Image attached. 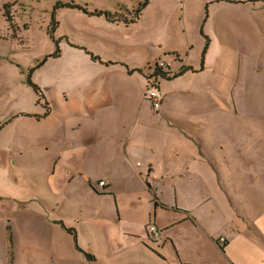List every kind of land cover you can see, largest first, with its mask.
Listing matches in <instances>:
<instances>
[{
    "label": "rangeland",
    "instance_id": "obj_1",
    "mask_svg": "<svg viewBox=\"0 0 264 264\" xmlns=\"http://www.w3.org/2000/svg\"><path fill=\"white\" fill-rule=\"evenodd\" d=\"M139 2L0 0V264H8L11 238L13 264H199L208 258L264 264V0H151L130 25L70 7L123 14ZM53 22L55 37L48 34ZM13 23L20 27L15 37ZM174 52L190 69L173 80L159 77V92L168 96L159 110L145 96L146 76L157 62L180 71ZM207 99L245 102L248 109L233 110L240 119L232 120L203 111L194 115L200 123H191L183 108ZM170 104L178 113L169 117ZM139 116L185 130L206 156L220 154V141L224 154L246 152L251 166L242 163L243 177H233L236 185L229 181L244 207L229 213L226 205L207 199L203 188L177 189L176 195L170 186H158L160 200L178 199L207 223L196 227L195 213L186 212L187 221L162 229L158 241L143 231L157 196L151 204L143 197L126 203L128 215L121 213L118 206L129 195L118 201L107 190L98 193L90 181L99 188L101 178H112L118 182L113 193L127 192L130 175L112 163L124 153L120 136ZM218 120L223 123L210 125ZM207 207L217 210L200 214ZM62 221L76 228L80 245L98 256L95 263L77 250ZM232 222L240 229L237 237ZM209 234L232 239L231 251L227 245L216 248ZM243 238L257 246L244 245Z\"/></svg>",
    "mask_w": 264,
    "mask_h": 264
},
{
    "label": "crops",
    "instance_id": "obj_2",
    "mask_svg": "<svg viewBox=\"0 0 264 264\" xmlns=\"http://www.w3.org/2000/svg\"><path fill=\"white\" fill-rule=\"evenodd\" d=\"M210 41V40H209ZM208 41V44H209ZM183 65H186L183 62ZM182 66L178 67L181 68ZM206 67L205 61H203V69ZM177 68V69H178ZM167 90H165V93ZM185 93L193 92L189 89H184ZM169 95H172L171 93ZM165 100L168 99V96L164 94ZM164 97L162 95V104L159 110L162 108L164 103ZM170 97V96H169ZM107 100V97H105ZM120 98H123L120 95ZM226 104L221 99V102H215L214 99H207L204 102H197L192 104L189 108H183L187 113L192 115V122L194 124L200 123L194 115L200 114L203 111H211L215 118L228 117L229 119H240L238 114L233 110L248 109V104L245 102H228L225 99ZM177 104H179L177 102ZM216 104H221L220 109L216 107ZM206 106H209L206 107ZM233 106V107H231ZM182 110V108H179ZM219 110V112H218ZM165 112V111H162ZM169 117L172 114L178 113V106L175 108L173 105H169V108L166 110ZM219 115V116H218ZM148 118V117H147ZM164 120V118H162ZM176 120V119H175ZM173 120V122H175ZM236 120V119H235ZM235 120L232 122V131H234V135L236 134V126ZM247 120V119H246ZM197 122V123H195ZM263 127H264V120ZM141 123V124H139ZM172 123V122H171ZM223 123L222 120L215 121L211 126L217 127ZM208 123H205V125ZM228 124V123H227ZM199 126V125H197ZM220 128V127H219ZM264 132V131H263ZM121 137V142L123 143L124 153H121L119 157H122L120 160L113 161L112 165L119 171L122 170L125 174H129L127 177L128 181L125 179L126 186L125 189L127 192L123 193L122 191L113 193V185L117 184L114 179L101 178L98 182V185L101 181H105V188L99 186L100 190H96L98 193L103 195L108 194L105 191H109V194H112L118 197V201H121L122 195H129L124 199L122 203V207L118 206L120 212H124V214L128 215L129 205L134 200L135 202H139L142 197L151 204L155 200V196L157 199L156 204L154 205V215L150 214L147 217V223L145 224L143 231L148 232L149 224L156 225L160 230H170L171 231L181 225L184 224L189 216H187L186 212H194L190 208L183 207L179 205V200L173 204V199L169 200L165 196H161L160 200L158 198V194L156 193L157 187L159 189L161 185L164 188L170 186V188L175 191L177 195V189H180L182 193L183 191L190 189L192 187L203 188L205 190V197L208 199H215L216 203L220 202V205L227 206L228 212L232 213L233 208L237 209L238 205H242L244 207V203H246L242 198H240L238 191L232 188V185L229 183L230 177L233 179L234 185H236V180L233 177H243L245 171L241 168L242 163L247 166L250 165L249 156L246 152H240V154H232L229 151L224 154L223 146L221 141L218 146L220 148V154L216 155L211 154V156H206L204 152L200 149H195L196 141H194V136H190L185 130H179L176 125H166L165 122H161L160 120H156L154 118H148L146 120H142L140 116L138 120H136V124L131 126V130L125 132L124 136ZM187 145L183 147L185 142ZM215 140V144H216ZM134 146V147H132ZM217 146V147H218ZM188 148V149H187ZM127 159V161H126ZM126 161L125 165L122 167V163ZM242 173H244L242 175ZM225 181V182H224ZM92 187L93 185L97 187L92 181H90ZM112 187V188H111ZM94 188V187H93ZM102 189V190H101ZM139 191V192H138ZM138 192V193H137ZM197 198L201 197V193H195ZM241 201V204H238L237 200ZM117 200V198H116ZM118 204V202H117ZM132 210V209H130ZM216 211L217 208L215 207ZM214 210L211 212V208H203L200 214L204 213H214ZM120 213V214H121ZM194 216V222L196 227L203 228L207 223L205 221L200 222L198 220V214L196 212ZM176 215V218H174ZM231 228L235 233V237L238 236L240 230L236 223L231 224ZM147 234V233H146ZM163 232L159 237L153 236L157 241L162 239ZM213 245L216 248H220L224 251L221 243H226L228 246V251H231L230 245L231 240L229 237L223 235L219 239L214 238L213 234H209ZM169 237V236H168ZM222 238L225 239V242H222ZM169 240V239H168ZM171 244L173 245V240L170 238ZM241 242L244 245H251V247H256L257 242L253 238H243ZM159 246L163 249L166 245L163 242L159 241ZM225 245V246H226ZM174 249V247H173ZM179 253L181 250L177 248ZM176 249V250H177ZM219 249V250H220ZM175 250V249H174ZM182 254V253H181ZM7 255H8V246H7ZM16 255V253H15ZM15 259V257H14ZM14 259L12 264L14 263ZM184 264H193V262H188L186 260H179ZM199 264H217L218 262L213 258L208 259H200ZM9 264V259H8ZM232 264V263H231Z\"/></svg>",
    "mask_w": 264,
    "mask_h": 264
},
{
    "label": "trees",
    "instance_id": "obj_3",
    "mask_svg": "<svg viewBox=\"0 0 264 264\" xmlns=\"http://www.w3.org/2000/svg\"><path fill=\"white\" fill-rule=\"evenodd\" d=\"M143 0H140V2L138 3V7H135L133 8L132 10L130 9H127V12L126 13H123V14H114L112 12H109V11H104V10H88L87 8H84V6H82L81 4H78V3H71L70 7H74L75 9H79L91 16H98V17H102V18H105L107 21L111 22V23H116V24H120V25H130L132 23H135L137 22L138 20L141 19L142 15H143V12L144 10L149 6L151 0H145L144 2H142ZM10 7V6H9ZM7 7V8H9ZM7 13H10L9 10H7ZM12 26L14 27V37L18 35V33L20 32V27L16 24H12ZM56 24L54 25V22L51 24V27L48 29V34L55 37V28ZM51 30H52V33H51ZM52 36V37H53ZM60 40V39H58ZM57 40V41H58ZM175 56H176V61L180 62L181 64H184L182 62V60L180 59V55L177 53V52H174L173 53ZM56 56H59L60 55V52H57L55 54ZM93 58L95 59H98L100 57H97L93 54ZM150 68V66H149ZM190 69V67H186L185 65H183L180 69V71L178 72H175L173 71L172 67L166 63V62H163L162 65L159 64V62H157L156 64V68L154 70L153 73H151L150 75H147L146 78H147V87H146V93H145V96L147 98L148 97V90L151 88V87H155L158 89L159 91V77H162V78H165V79H168V80H173L174 78H178L180 76H182L184 74L185 71H188ZM150 70L152 71V69L150 68ZM132 70L129 68V73L131 74ZM30 77V76H29ZM162 96V94H161ZM94 189L95 190H100L99 188H97L96 186H94ZM102 188H105L107 186L103 185L101 186ZM79 212L81 211L82 212V209L81 208H78ZM59 221V220H57ZM61 226L67 231V233L70 235V236H73V239L75 241V246L77 248V250L82 253V255L89 261H93L94 263L97 261L98 259V256L87 251L86 249H84L81 245H80V242H79V237H78V233H77V230L75 227L71 226L69 227L68 225L66 226L65 222L62 221V224ZM151 226V224L148 225V227ZM163 232V230H161ZM148 233L151 237H153V233L150 232V230H148ZM227 243V242H226ZM226 243L222 245V248L224 249L225 248V245ZM221 245V244H220ZM8 259H9V264H12L13 262V259L15 257V251H14V246H13V242H12V238H11V243L8 245Z\"/></svg>",
    "mask_w": 264,
    "mask_h": 264
},
{
    "label": "built area",
    "instance_id": "obj_4",
    "mask_svg": "<svg viewBox=\"0 0 264 264\" xmlns=\"http://www.w3.org/2000/svg\"><path fill=\"white\" fill-rule=\"evenodd\" d=\"M148 97L152 100L153 102V105L156 109H159L161 107V104H162V96L160 94V92L158 91L157 88L155 87H151L149 90H148ZM106 182L105 181H101L100 182V186H103L105 185ZM150 232L153 233V235L155 237H159L161 235V230L154 224H152L149 228ZM222 242H225V239L222 238Z\"/></svg>",
    "mask_w": 264,
    "mask_h": 264
}]
</instances>
